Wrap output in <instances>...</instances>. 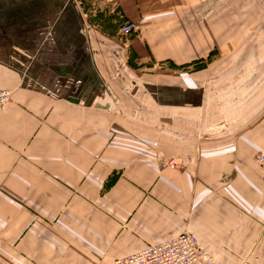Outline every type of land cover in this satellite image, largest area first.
Masks as SVG:
<instances>
[{
	"label": "crops",
	"instance_id": "obj_1",
	"mask_svg": "<svg viewBox=\"0 0 264 264\" xmlns=\"http://www.w3.org/2000/svg\"><path fill=\"white\" fill-rule=\"evenodd\" d=\"M112 1L123 47L82 0H0V264H115L184 231L264 264V0Z\"/></svg>",
	"mask_w": 264,
	"mask_h": 264
},
{
	"label": "built area",
	"instance_id": "obj_2",
	"mask_svg": "<svg viewBox=\"0 0 264 264\" xmlns=\"http://www.w3.org/2000/svg\"><path fill=\"white\" fill-rule=\"evenodd\" d=\"M135 29L131 23L122 28L123 33L129 34ZM13 92L0 89V112L11 101ZM264 174V148L256 159ZM162 168L180 169L181 165L171 159L161 164ZM115 264H216L209 256L207 247L201 240L189 231H184L177 236L150 244L144 249L121 257Z\"/></svg>",
	"mask_w": 264,
	"mask_h": 264
},
{
	"label": "rangeland",
	"instance_id": "obj_3",
	"mask_svg": "<svg viewBox=\"0 0 264 264\" xmlns=\"http://www.w3.org/2000/svg\"><path fill=\"white\" fill-rule=\"evenodd\" d=\"M82 1L86 4V6L88 8L92 9V11L94 12L95 15H98V13L100 11V12H102L103 17L106 16V17H104L105 19L100 18V19H104L103 22H100L101 26L104 27L103 28L104 36L107 35L106 30H110V28L112 26H114L111 34L109 33L108 35L113 36L114 37L113 40H115L116 42H119V44L122 47L124 46V44H123L124 42L122 43L121 39L123 38V41H124L126 36H129L130 33L132 34V32H134L137 29L135 24L132 21L128 20L126 18V16L124 15V13H122L123 11L117 5L116 2H113L112 0H82ZM79 4L84 8V4H81V2ZM129 23L133 24L135 26V29L133 31H131L129 34H125V33H123L122 28ZM109 38H111V37H109ZM167 161L168 160H165L163 162H167ZM163 162H160V164H159L161 169H165V168L161 167V164ZM167 168L171 169L169 167H167ZM173 170H177V169H173ZM180 170H181V168H180Z\"/></svg>",
	"mask_w": 264,
	"mask_h": 264
}]
</instances>
